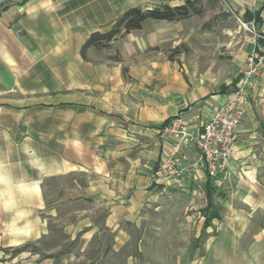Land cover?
<instances>
[{"label": "crops", "instance_id": "crops-1", "mask_svg": "<svg viewBox=\"0 0 264 264\" xmlns=\"http://www.w3.org/2000/svg\"><path fill=\"white\" fill-rule=\"evenodd\" d=\"M184 2L0 0L6 5L0 10V254L2 246L48 233L35 214L51 194L73 198L76 218L67 227L83 244L122 249L131 242L129 228L141 226L151 208L184 213L185 227L198 221L203 230L210 173L190 143L180 149V174L158 176L176 141L162 131L184 113L198 134L201 121L238 85L253 42L233 39L235 28L227 41L208 32L202 40L209 45L189 44L196 56L172 59L165 44H188L192 16L146 20L110 46L82 53L91 33L107 31L128 8ZM229 2L237 20L248 22L247 11H260L261 21H251L264 35V0ZM162 24H174V32ZM213 203L221 216L206 228L200 264H264V73Z\"/></svg>", "mask_w": 264, "mask_h": 264}, {"label": "rangeland", "instance_id": "rangeland-1", "mask_svg": "<svg viewBox=\"0 0 264 264\" xmlns=\"http://www.w3.org/2000/svg\"><path fill=\"white\" fill-rule=\"evenodd\" d=\"M140 6L143 7V5ZM202 7L203 13L193 15L191 19L194 24L191 27L194 34L188 44L182 42L174 48H171L169 43L165 44L167 45L166 53L170 58L173 59L180 54L190 57L191 53L196 56V52L189 51V44L209 45L202 40L203 35L208 32L211 38L219 37L227 41L229 36H232L230 30L235 28L233 39H236L238 35L242 39L249 38L252 41L253 33L246 30L240 20L236 19L235 14L238 10L230 4L229 0H204ZM214 12L216 15L212 16ZM213 18L210 26L206 28L205 23ZM162 25L164 26H160V29L166 33L174 32V24ZM256 29L258 30L257 26ZM121 37L122 35L117 40ZM210 45L213 47L212 43ZM211 49L210 52L214 55V49ZM114 52L116 59L120 55L118 47L114 49ZM58 183V180L53 182L51 186L55 187L53 191H56ZM61 183L63 184V181ZM66 184L67 187L70 186L68 181ZM61 199L56 194L46 196L45 207L35 214L38 219L45 222L48 233L39 237L34 234L29 240L18 245L2 246L0 264H191V261L194 262L193 264H200L201 258L206 254L204 242L207 233L205 229V235L200 237L203 230L201 231L198 221L187 228L184 213H172L169 210L157 211L153 208L145 213L141 226L129 228L131 242L124 245L122 249L116 250L109 243L83 244L80 241L81 238L70 234L71 229L67 227L76 218L73 212V198L66 197L64 201ZM201 212L204 215L203 209ZM35 231L40 229L35 228ZM103 232L107 235V239L113 238L108 231L105 232V229Z\"/></svg>", "mask_w": 264, "mask_h": 264}, {"label": "built area", "instance_id": "built-area-1", "mask_svg": "<svg viewBox=\"0 0 264 264\" xmlns=\"http://www.w3.org/2000/svg\"><path fill=\"white\" fill-rule=\"evenodd\" d=\"M242 26L253 33V48L238 71L239 83L230 93L229 98L211 115L199 124L201 131L195 134L189 118L180 113L171 118L164 126L162 135L176 138L171 151L162 158L157 174L162 178L179 175L183 157L180 155L182 145L193 143L199 150V162L221 185V175L233 155L239 127L246 116L250 97L260 84L264 73V35L256 29L254 21L240 20Z\"/></svg>", "mask_w": 264, "mask_h": 264}, {"label": "trees", "instance_id": "trees-1", "mask_svg": "<svg viewBox=\"0 0 264 264\" xmlns=\"http://www.w3.org/2000/svg\"><path fill=\"white\" fill-rule=\"evenodd\" d=\"M26 0H22L24 2ZM204 0H185L182 4L172 5L170 3H161L155 6L144 8L142 6H132L124 11L111 25V27L105 31H95L90 34L82 47L83 55L90 47H96L98 49L105 48L111 45L119 36L124 33H128L134 30L141 29L143 23L146 20H165V21H178L189 18L193 15L203 13L202 3ZM6 5L0 6V10L5 8ZM264 9V5L262 7ZM247 21L255 20L261 21L260 11L254 13L246 12ZM210 19L205 23V27L208 28L211 22ZM217 191V186L213 183V178L210 174L207 175L206 182V194L208 198V205L203 209L206 217L205 224L201 236L205 235V229L211 224L212 219L220 217L219 208L213 203V194ZM222 194V193H221ZM222 196H224L222 194Z\"/></svg>", "mask_w": 264, "mask_h": 264}]
</instances>
